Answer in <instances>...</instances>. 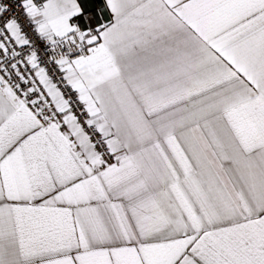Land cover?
I'll list each match as a JSON object with an SVG mask.
<instances>
[{
	"label": "snow or ice",
	"instance_id": "1",
	"mask_svg": "<svg viewBox=\"0 0 264 264\" xmlns=\"http://www.w3.org/2000/svg\"><path fill=\"white\" fill-rule=\"evenodd\" d=\"M0 264H264V0H0Z\"/></svg>",
	"mask_w": 264,
	"mask_h": 264
}]
</instances>
